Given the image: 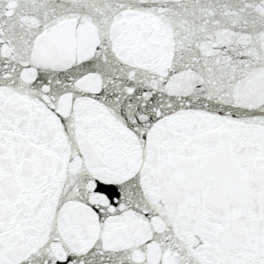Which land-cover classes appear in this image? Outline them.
Masks as SVG:
<instances>
[{
    "label": "snow or ice",
    "instance_id": "obj_1",
    "mask_svg": "<svg viewBox=\"0 0 264 264\" xmlns=\"http://www.w3.org/2000/svg\"><path fill=\"white\" fill-rule=\"evenodd\" d=\"M0 264H264V0H0Z\"/></svg>",
    "mask_w": 264,
    "mask_h": 264
}]
</instances>
